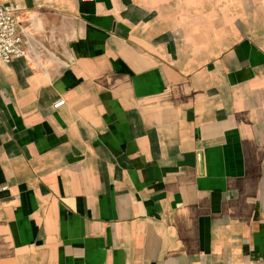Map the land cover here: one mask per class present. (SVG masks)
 I'll return each instance as SVG.
<instances>
[{
  "label": "crops",
  "instance_id": "obj_1",
  "mask_svg": "<svg viewBox=\"0 0 264 264\" xmlns=\"http://www.w3.org/2000/svg\"><path fill=\"white\" fill-rule=\"evenodd\" d=\"M0 3V264H264V0Z\"/></svg>",
  "mask_w": 264,
  "mask_h": 264
},
{
  "label": "built area",
  "instance_id": "obj_2",
  "mask_svg": "<svg viewBox=\"0 0 264 264\" xmlns=\"http://www.w3.org/2000/svg\"><path fill=\"white\" fill-rule=\"evenodd\" d=\"M19 12L20 7L17 3H0V60L4 63L25 55L18 30ZM63 103L64 99H59L53 107L57 108Z\"/></svg>",
  "mask_w": 264,
  "mask_h": 264
}]
</instances>
